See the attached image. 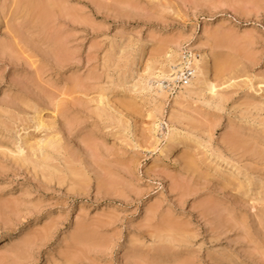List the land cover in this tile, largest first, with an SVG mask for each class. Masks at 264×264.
I'll use <instances>...</instances> for the list:
<instances>
[{"label":"rangeland","instance_id":"1","mask_svg":"<svg viewBox=\"0 0 264 264\" xmlns=\"http://www.w3.org/2000/svg\"><path fill=\"white\" fill-rule=\"evenodd\" d=\"M0 264H264V0H0Z\"/></svg>","mask_w":264,"mask_h":264},{"label":"bare ground","instance_id":"2","mask_svg":"<svg viewBox=\"0 0 264 264\" xmlns=\"http://www.w3.org/2000/svg\"><path fill=\"white\" fill-rule=\"evenodd\" d=\"M203 63H204V60L199 61L198 59H194V64L189 66V70H191V74H192L191 77L195 76L198 73H202ZM207 73L209 72L207 71ZM171 135H173V133ZM177 147L178 145H170V146L165 147L167 150L166 151L167 154L174 152L177 149Z\"/></svg>","mask_w":264,"mask_h":264},{"label":"built area","instance_id":"3","mask_svg":"<svg viewBox=\"0 0 264 264\" xmlns=\"http://www.w3.org/2000/svg\"><path fill=\"white\" fill-rule=\"evenodd\" d=\"M191 70H185V74L183 76L182 82L186 83L189 81V78L191 77Z\"/></svg>","mask_w":264,"mask_h":264}]
</instances>
